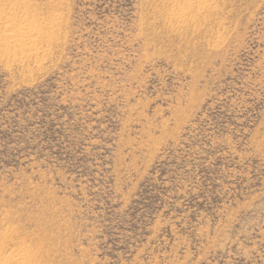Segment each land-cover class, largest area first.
Returning a JSON list of instances; mask_svg holds the SVG:
<instances>
[{
  "label": "rangeland",
  "instance_id": "obj_1",
  "mask_svg": "<svg viewBox=\"0 0 264 264\" xmlns=\"http://www.w3.org/2000/svg\"><path fill=\"white\" fill-rule=\"evenodd\" d=\"M0 259L264 264V0H0Z\"/></svg>",
  "mask_w": 264,
  "mask_h": 264
},
{
  "label": "bare ground",
  "instance_id": "obj_2",
  "mask_svg": "<svg viewBox=\"0 0 264 264\" xmlns=\"http://www.w3.org/2000/svg\"><path fill=\"white\" fill-rule=\"evenodd\" d=\"M38 30L29 26L27 20L19 25L3 24L0 28V42H3L8 50L23 52L26 48L35 47V36ZM0 264H36L35 257L27 251L9 254L0 259Z\"/></svg>",
  "mask_w": 264,
  "mask_h": 264
}]
</instances>
